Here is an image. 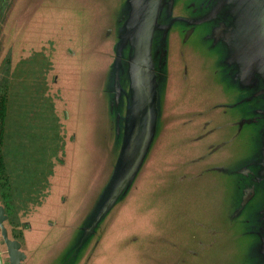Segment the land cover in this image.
I'll use <instances>...</instances> for the list:
<instances>
[{"label": "rangeland", "instance_id": "rangeland-1", "mask_svg": "<svg viewBox=\"0 0 264 264\" xmlns=\"http://www.w3.org/2000/svg\"><path fill=\"white\" fill-rule=\"evenodd\" d=\"M148 2L11 0L23 264H264V0Z\"/></svg>", "mask_w": 264, "mask_h": 264}, {"label": "trees", "instance_id": "trees-1", "mask_svg": "<svg viewBox=\"0 0 264 264\" xmlns=\"http://www.w3.org/2000/svg\"><path fill=\"white\" fill-rule=\"evenodd\" d=\"M11 0H0V36L2 35V25L4 23L5 16L7 14L8 8L10 6ZM9 63L10 59L8 56H6L2 62V68L0 71V204L4 208L5 214L7 215V223L11 225H15V219L17 218V212H16V196L20 195L19 188L21 187L16 186L12 178V173H15L13 169L8 170L7 169V162L4 156V127H5V120L7 116V99H8V88H9V78H8V72H9ZM20 136V142L18 143V147H22V136L23 134L19 133L18 130L15 131L14 135ZM46 136V139L49 136L48 134L44 133ZM11 135V134H10ZM11 137V136H10ZM42 138H44L42 136ZM39 136V141L42 139ZM31 141L29 144H33L37 142L38 135H32L29 138ZM13 142V140H12ZM15 142V141H14ZM18 147H15L17 149ZM37 163V162H36ZM35 163V164H36ZM39 167V163L37 164ZM34 171V169L32 168ZM37 172V169H36ZM11 174V175H10ZM22 174V173H21ZM35 174L30 171V174L27 172V168L25 169V175L22 174V178L27 175H33ZM25 179V178H24ZM17 203V202H16ZM5 225V224H4ZM6 227V226H5ZM7 229V228H6ZM9 235V234H8ZM10 237V236H9ZM11 239H20L21 234L15 233L14 230L12 231Z\"/></svg>", "mask_w": 264, "mask_h": 264}, {"label": "water", "instance_id": "water-1", "mask_svg": "<svg viewBox=\"0 0 264 264\" xmlns=\"http://www.w3.org/2000/svg\"><path fill=\"white\" fill-rule=\"evenodd\" d=\"M158 1L159 0H150V3L147 7L148 18L144 23V29H143V37L144 39L147 38V41H149L151 38ZM6 219H7V215L5 214L4 208L0 204V235L6 247L9 264H23L26 255L21 250V243L18 240L11 239L9 237L8 231L4 225Z\"/></svg>", "mask_w": 264, "mask_h": 264}, {"label": "flooded vegetation", "instance_id": "flooded-vegetation-1", "mask_svg": "<svg viewBox=\"0 0 264 264\" xmlns=\"http://www.w3.org/2000/svg\"><path fill=\"white\" fill-rule=\"evenodd\" d=\"M171 2H172V0H164V1L163 0H159L158 1L157 11L162 8L161 9L163 11V13L161 14L162 18L166 17L165 16L166 8L169 10L168 4H170ZM149 3H150V0H149V2L147 4L146 8L148 7ZM146 8H145V10H146ZM156 15H157V12H156ZM166 15H167V13H166ZM163 22L164 21H161L160 23L162 24Z\"/></svg>", "mask_w": 264, "mask_h": 264}, {"label": "bare ground", "instance_id": "bare-ground-1", "mask_svg": "<svg viewBox=\"0 0 264 264\" xmlns=\"http://www.w3.org/2000/svg\"><path fill=\"white\" fill-rule=\"evenodd\" d=\"M144 40V39H143Z\"/></svg>", "mask_w": 264, "mask_h": 264}]
</instances>
